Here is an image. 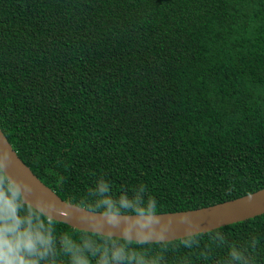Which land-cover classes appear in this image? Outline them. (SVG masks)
I'll list each match as a JSON object with an SVG mask.
<instances>
[{
  "label": "trees",
  "instance_id": "16d2710c",
  "mask_svg": "<svg viewBox=\"0 0 264 264\" xmlns=\"http://www.w3.org/2000/svg\"><path fill=\"white\" fill-rule=\"evenodd\" d=\"M0 129L61 199L162 213L264 187V0H0ZM0 192L23 264H264V212L179 239L72 228Z\"/></svg>",
  "mask_w": 264,
  "mask_h": 264
},
{
  "label": "water",
  "instance_id": "95a60500",
  "mask_svg": "<svg viewBox=\"0 0 264 264\" xmlns=\"http://www.w3.org/2000/svg\"><path fill=\"white\" fill-rule=\"evenodd\" d=\"M0 170L21 202L72 228L137 242L179 239L264 212V187L212 205L162 213L92 211L61 199L20 159L0 129Z\"/></svg>",
  "mask_w": 264,
  "mask_h": 264
},
{
  "label": "clouds",
  "instance_id": "9594fccd",
  "mask_svg": "<svg viewBox=\"0 0 264 264\" xmlns=\"http://www.w3.org/2000/svg\"><path fill=\"white\" fill-rule=\"evenodd\" d=\"M19 223L12 215L3 192H0V264H23L19 256L21 248L30 251L34 247L30 238H22L17 233Z\"/></svg>",
  "mask_w": 264,
  "mask_h": 264
}]
</instances>
